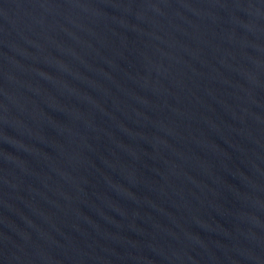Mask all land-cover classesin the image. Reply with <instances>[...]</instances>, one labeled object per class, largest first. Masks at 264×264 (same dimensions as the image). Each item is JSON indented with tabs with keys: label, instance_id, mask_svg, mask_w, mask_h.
Wrapping results in <instances>:
<instances>
[{
	"label": "water",
	"instance_id": "water-1",
	"mask_svg": "<svg viewBox=\"0 0 264 264\" xmlns=\"http://www.w3.org/2000/svg\"><path fill=\"white\" fill-rule=\"evenodd\" d=\"M0 264H264V0H0Z\"/></svg>",
	"mask_w": 264,
	"mask_h": 264
}]
</instances>
